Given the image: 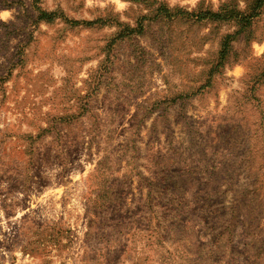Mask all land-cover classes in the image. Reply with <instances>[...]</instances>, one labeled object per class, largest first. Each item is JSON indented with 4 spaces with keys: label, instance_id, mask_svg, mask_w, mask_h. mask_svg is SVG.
I'll return each mask as SVG.
<instances>
[{
    "label": "rangeland",
    "instance_id": "rangeland-1",
    "mask_svg": "<svg viewBox=\"0 0 264 264\" xmlns=\"http://www.w3.org/2000/svg\"><path fill=\"white\" fill-rule=\"evenodd\" d=\"M0 264H264V0H0Z\"/></svg>",
    "mask_w": 264,
    "mask_h": 264
}]
</instances>
